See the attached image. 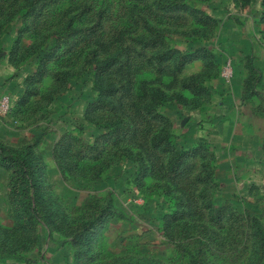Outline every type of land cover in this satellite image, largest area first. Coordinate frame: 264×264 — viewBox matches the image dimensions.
Listing matches in <instances>:
<instances>
[{
	"label": "rangeland",
	"instance_id": "obj_1",
	"mask_svg": "<svg viewBox=\"0 0 264 264\" xmlns=\"http://www.w3.org/2000/svg\"><path fill=\"white\" fill-rule=\"evenodd\" d=\"M262 12L0 0V264H264Z\"/></svg>",
	"mask_w": 264,
	"mask_h": 264
},
{
	"label": "trees",
	"instance_id": "obj_2",
	"mask_svg": "<svg viewBox=\"0 0 264 264\" xmlns=\"http://www.w3.org/2000/svg\"><path fill=\"white\" fill-rule=\"evenodd\" d=\"M53 1V0H50ZM262 3L264 4V0H262ZM158 6L162 9H166V10H182V9H187L189 10L191 13H195L196 17L199 19H202L204 22H209L212 21L213 18H211L209 15L204 14L201 15L198 14L199 12H201L200 9L192 7V6H188L186 3L181 2V1H173L167 4H162L159 3ZM203 14V13H202ZM260 17L264 20V12L261 13ZM142 41V40H140ZM144 43H150L147 40L144 41ZM155 44V41H152V45ZM158 59L160 58L161 54H157ZM112 63V59H107L106 61H104V63L102 64L105 68L108 67L110 64ZM153 92V94H157L158 97H160L159 91L157 89H152L151 90ZM157 97V98H158ZM0 148L3 150L4 146L0 143ZM8 148V147H7ZM27 149L24 151H16V150H11L9 152L8 155H2L0 154V161L3 163H14L16 165L17 168V172L18 169L20 168L22 170V174H27V172L31 171L30 173L33 175L37 174V166H36V161L35 160V156L33 155V152L31 151V149L29 147H26Z\"/></svg>",
	"mask_w": 264,
	"mask_h": 264
}]
</instances>
